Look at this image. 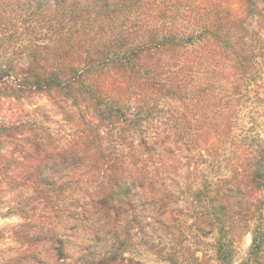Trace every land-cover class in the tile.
<instances>
[{"label": "trees", "instance_id": "trees-1", "mask_svg": "<svg viewBox=\"0 0 264 264\" xmlns=\"http://www.w3.org/2000/svg\"><path fill=\"white\" fill-rule=\"evenodd\" d=\"M5 100L0 264H264V0H0Z\"/></svg>", "mask_w": 264, "mask_h": 264}, {"label": "rangeland", "instance_id": "rangeland-1", "mask_svg": "<svg viewBox=\"0 0 264 264\" xmlns=\"http://www.w3.org/2000/svg\"><path fill=\"white\" fill-rule=\"evenodd\" d=\"M8 102L9 101L7 100L1 101L0 104L3 103L4 104L3 106L6 107L8 105ZM23 104H25V101L23 102ZM25 106L30 109H35L37 107L38 110H36V113H37L36 115L41 114L43 111L50 112L51 118H53L50 124H52L55 127H58L63 122L61 115L55 112L54 108H52L49 105V102L44 97H40V96L35 97L33 99V104L31 106L29 105H25ZM4 113H6V111L0 109V115H3ZM2 210H5V209H2ZM19 221L20 220L17 216H7L6 217V216H2L0 213V228H5V227L10 228L16 223H18ZM85 240L86 239H84V241ZM250 244H251L250 234H245L241 237V239L238 240L237 255H236V258L238 261H240V259L244 257ZM13 245L14 243L8 238H3L2 240H0V250L7 249L8 247L13 246ZM71 250L73 251V248ZM137 256L147 264H166L164 262H161V260H159L154 254H152L151 252L145 251V250H140V252L137 253Z\"/></svg>", "mask_w": 264, "mask_h": 264}]
</instances>
